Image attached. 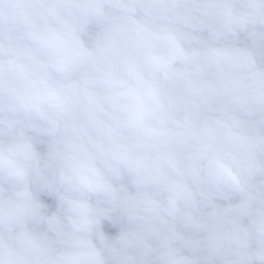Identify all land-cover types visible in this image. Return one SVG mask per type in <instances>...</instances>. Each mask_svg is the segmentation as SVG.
<instances>
[{"label":"clouds","instance_id":"clouds-1","mask_svg":"<svg viewBox=\"0 0 264 264\" xmlns=\"http://www.w3.org/2000/svg\"><path fill=\"white\" fill-rule=\"evenodd\" d=\"M0 264H264V0H0Z\"/></svg>","mask_w":264,"mask_h":264}]
</instances>
